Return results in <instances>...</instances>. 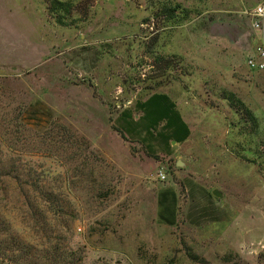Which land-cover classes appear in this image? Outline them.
Returning a JSON list of instances; mask_svg holds the SVG:
<instances>
[{"label": "rangeland", "instance_id": "1", "mask_svg": "<svg viewBox=\"0 0 264 264\" xmlns=\"http://www.w3.org/2000/svg\"><path fill=\"white\" fill-rule=\"evenodd\" d=\"M52 1L0 0V264H264V0Z\"/></svg>", "mask_w": 264, "mask_h": 264}, {"label": "trees", "instance_id": "2", "mask_svg": "<svg viewBox=\"0 0 264 264\" xmlns=\"http://www.w3.org/2000/svg\"><path fill=\"white\" fill-rule=\"evenodd\" d=\"M55 4H57V6ZM52 5L53 10H58L60 9L58 6L62 8L63 3L53 0ZM159 8L160 14L167 15L168 18L171 19L177 15V12L183 14L182 18L189 13V10L180 3L161 4ZM224 98L229 99L232 105L238 103L240 108L237 110H242L253 122L255 121L256 117L253 115L252 111L247 108L241 100H238L234 93H228ZM11 168L13 169V167ZM38 196H40L41 200L46 204L47 213H52L57 218L61 216L62 203L60 197H57L56 194L51 192H42ZM44 219L46 221L47 217H44ZM3 224L5 223L0 221V225L3 226ZM1 230L0 228V233ZM11 244H13V250L18 252V264H27L29 257L31 262L29 264H82L83 257L81 249L79 247L72 248L70 246H63L60 241L51 239L46 244L41 245V247L25 242L22 239H14Z\"/></svg>", "mask_w": 264, "mask_h": 264}, {"label": "built area", "instance_id": "3", "mask_svg": "<svg viewBox=\"0 0 264 264\" xmlns=\"http://www.w3.org/2000/svg\"><path fill=\"white\" fill-rule=\"evenodd\" d=\"M249 15L252 27L254 29L261 28L264 23V4L257 5ZM246 65L253 71L264 70V44H259L255 47L253 54L248 56ZM159 176L164 178L162 173Z\"/></svg>", "mask_w": 264, "mask_h": 264}, {"label": "water", "instance_id": "4", "mask_svg": "<svg viewBox=\"0 0 264 264\" xmlns=\"http://www.w3.org/2000/svg\"><path fill=\"white\" fill-rule=\"evenodd\" d=\"M176 164L178 165V166H182V165H184V163H182L180 160H177V162H176ZM212 194L214 195V196H216V197H222V194L219 192V190H217V189H213L212 190Z\"/></svg>", "mask_w": 264, "mask_h": 264}, {"label": "crops", "instance_id": "5", "mask_svg": "<svg viewBox=\"0 0 264 264\" xmlns=\"http://www.w3.org/2000/svg\"><path fill=\"white\" fill-rule=\"evenodd\" d=\"M254 116H255V114H254ZM256 117V116H255Z\"/></svg>", "mask_w": 264, "mask_h": 264}]
</instances>
